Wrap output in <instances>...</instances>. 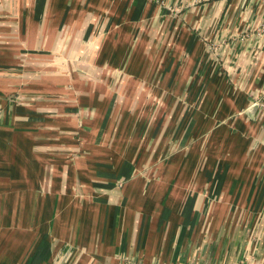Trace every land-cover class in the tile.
<instances>
[{"label":"crops","instance_id":"crops-1","mask_svg":"<svg viewBox=\"0 0 264 264\" xmlns=\"http://www.w3.org/2000/svg\"><path fill=\"white\" fill-rule=\"evenodd\" d=\"M262 25L264 0H0V264H264Z\"/></svg>","mask_w":264,"mask_h":264},{"label":"water","instance_id":"water-1","mask_svg":"<svg viewBox=\"0 0 264 264\" xmlns=\"http://www.w3.org/2000/svg\"><path fill=\"white\" fill-rule=\"evenodd\" d=\"M251 111V110H250ZM250 111L248 112L249 115H251Z\"/></svg>","mask_w":264,"mask_h":264},{"label":"built area","instance_id":"built-area-1","mask_svg":"<svg viewBox=\"0 0 264 264\" xmlns=\"http://www.w3.org/2000/svg\"><path fill=\"white\" fill-rule=\"evenodd\" d=\"M262 28L264 29V25H262Z\"/></svg>","mask_w":264,"mask_h":264}]
</instances>
